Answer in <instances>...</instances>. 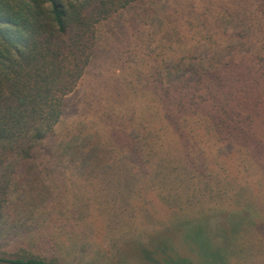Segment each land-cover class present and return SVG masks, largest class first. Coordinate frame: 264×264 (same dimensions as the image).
Segmentation results:
<instances>
[{
	"label": "trees",
	"instance_id": "obj_1",
	"mask_svg": "<svg viewBox=\"0 0 264 264\" xmlns=\"http://www.w3.org/2000/svg\"><path fill=\"white\" fill-rule=\"evenodd\" d=\"M146 1L0 0V239L5 209L14 193L28 197L33 206L43 205L45 211L59 208L55 214L41 211V223L49 224L51 215L62 223L84 221L82 225L89 231L82 229L86 236L94 234L97 225L103 238L108 228L105 213L89 210V199L80 210L64 182L105 184L110 175L126 179L134 174L142 175L145 182L158 177L170 192L156 193L143 184L128 194L113 190L109 201L134 214L145 212L147 221L159 222L162 228L171 216L175 220L168 236L173 242L165 240L161 247L146 244L136 250L139 261L264 264V220L242 212L239 220L227 213V220L220 219L213 228L203 218L185 216L181 220L188 206L195 210L193 204L203 199L194 191L188 192L186 201L171 194V189L184 185L181 174L191 190L194 181L202 180L192 165L196 156L185 152V146L205 142V136L216 145L243 142L234 146L253 160L246 145L256 137V117L264 116V0H217L213 12L203 6L197 12L195 8L183 11L186 19L179 12L173 24L181 27L180 33L182 27L194 26L209 31L216 22L229 25L222 29L226 34L230 29L233 33H222L227 44L220 48L198 44L180 52L179 48L176 55L169 45L153 50L169 57L161 63L159 54L152 57L151 51L145 67L136 62L117 71L111 67L115 77L94 91H111L112 96H106L94 115L82 118L74 114L71 98L101 50L98 28L119 12ZM183 4L194 5L193 0ZM162 20L158 27L169 25ZM174 26L170 39L184 41L186 36H180ZM247 43L254 47H246ZM260 60L263 66L259 67ZM94 91L83 98L89 109L92 101L101 100ZM68 117L73 130L63 140L57 130ZM230 153L236 155L234 150ZM207 174L204 186L211 187V173ZM159 215H163L162 221ZM28 224L32 223L24 226ZM123 239L96 246L88 242L87 246L102 249L94 255L101 264H129L127 257L122 261L117 257ZM187 243L194 245L195 251L189 250ZM183 245L186 254L179 248ZM30 247L9 254L1 249L0 264H66L35 254Z\"/></svg>",
	"mask_w": 264,
	"mask_h": 264
},
{
	"label": "rangeland",
	"instance_id": "obj_2",
	"mask_svg": "<svg viewBox=\"0 0 264 264\" xmlns=\"http://www.w3.org/2000/svg\"><path fill=\"white\" fill-rule=\"evenodd\" d=\"M185 1L187 2V0H147L119 12L98 28L99 42H101L98 48L101 50L98 49L99 54L95 63L89 67L81 85L71 98L70 104L75 105L74 114L77 113L82 118L87 114L94 115L96 108L103 106L106 96L109 98L112 96L111 91L109 94L105 90L99 91V93L94 91H98V85L111 82L115 77L113 74L116 72H111V67L117 71L122 66L133 65V62L145 67L148 64V55L151 54L154 48H165L169 45L173 48L171 52L176 54L175 50L179 48L180 52L183 50L182 48H193L198 44H202L203 48H220L227 44L226 42L223 43V34L231 36L233 32H231V29L227 34L223 32V27H229V25L221 22H216L209 31H205L202 26H194V28L182 27L183 31L180 33L181 27L173 24L179 12H182V15L185 16L184 19H186V15L183 11H191L193 8L197 12V8L203 6V8L205 7L204 10H212L213 12L214 5L217 2V0H193L194 5L190 6L189 4H183ZM201 1L202 4H199ZM200 9L198 8V10ZM154 11L155 13H153ZM153 14H155V18L152 17ZM163 17L169 25L158 27L160 23L163 24ZM172 26L178 27L180 36H186L184 41L178 37V41H174V37V39H170L173 36V28L170 31ZM252 32L255 33V31ZM260 44L255 46L258 48ZM246 47H254V44L247 43ZM136 50H139V53ZM151 55L152 57L158 55L160 63L169 58L164 57L157 50L153 51ZM262 57H264V52ZM257 65L260 67L264 64L262 65L260 60ZM91 91H94V95H98L101 100L100 102L92 101L93 105L89 109L83 98L87 92ZM71 115L73 113L68 116ZM256 119L255 136L257 138H250L251 144L246 145L253 156V160L247 159L246 153L243 150L238 151V148L234 146L242 145L243 142L230 145H227V142H222L221 145H216V143L209 140L208 136H205V142H196L192 148L185 146V152L190 153L192 151L195 154L196 162H193L192 165L196 169V175H199V177L201 175L202 180L194 181L192 185L195 186V189L191 190L188 188L187 178H184V175L181 174L179 177L180 182L186 181L183 182L184 185L181 184L176 190L175 188L171 189V194L175 193L185 200L187 199L186 196H189L188 192L194 191L198 195L197 197H201L203 200L200 203L195 202L193 204L195 210L188 206L184 210L185 214L181 220L185 216L197 220L203 218V222L206 225L209 224L212 228L220 219L222 221L227 220L226 215L229 212H232V216L237 217L238 220L241 218V215H239L241 212L253 214L255 220H264V194H262L264 187V116H257ZM72 130L71 119L68 117L58 127L57 132L65 140ZM231 150H234L236 155L230 153ZM206 172L211 173V179L213 180L211 187L204 186L207 184L205 183L206 179H209ZM110 176L111 180L105 184H100L102 182H96V184H80L77 181L64 182L65 185L70 186L68 195L76 196L78 200L77 207L80 210H84L82 205L87 204L86 199H89L91 202L89 210L98 211L100 209L105 213V218H108V221L105 222L108 228L105 229L103 238H101L102 229L97 225L94 234L86 236L82 229L86 233H89V231L83 227L82 223L84 221L81 224L78 221L62 223L51 215L49 224L46 222L41 223L42 219L38 216L46 208L43 205L33 206L29 203L31 200L28 197H22L21 193H14L5 209L6 217H4L2 223L3 236L0 239V250L3 249L9 254L17 248H26L30 245L35 254H39L44 258L55 257L66 264H101V262L95 261L94 255L100 253L102 249L97 247L94 250L91 245L87 246V243H93L96 246L97 244H106L110 239L119 241L124 238L117 247L119 250L118 260L122 261L124 257H127L130 260V262L127 260L129 264H153L146 259L142 262L139 261L136 258V250L144 248L146 244L161 247V244L164 245L165 240L172 243L173 241L168 236H170L171 228H174V216H171L166 222L168 228L167 226L162 228L159 222L151 224L150 221H147L145 212L134 214L129 209H121L120 204H112L109 198L115 194L113 190H121L127 193L130 190H139L143 184L148 185L150 191L163 195L170 191L164 188L158 177L151 176V180L147 179L145 182L142 175L130 174L126 176V179ZM165 180L168 186L169 181ZM213 185L215 187L210 191ZM76 186L79 189L78 192ZM167 188L169 190V186ZM214 190L216 191L214 192ZM203 191H205V195L201 196V194H204ZM220 200L223 203L219 204ZM154 205H158L156 200ZM155 209L158 210L160 207ZM46 211L55 214L59 211V208L48 207ZM36 217L37 221H33ZM158 218L161 221L164 219L163 215H159ZM27 223L32 224L24 226ZM160 236H164V239H161ZM186 245L189 250L195 251L194 245L189 243ZM179 248L186 254L185 245L179 246Z\"/></svg>",
	"mask_w": 264,
	"mask_h": 264
}]
</instances>
